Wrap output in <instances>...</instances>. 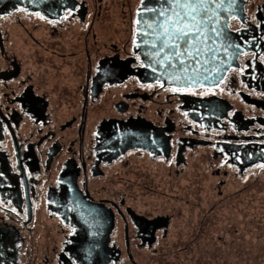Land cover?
<instances>
[{"label": "flooded vegetation", "instance_id": "flooded-vegetation-1", "mask_svg": "<svg viewBox=\"0 0 264 264\" xmlns=\"http://www.w3.org/2000/svg\"><path fill=\"white\" fill-rule=\"evenodd\" d=\"M142 1L0 17V264L100 262L75 256L60 217L81 201L95 238L113 218L108 245L93 242L113 252L105 264H244L264 189V0L231 19L246 50L212 87L136 74ZM181 179L191 188L173 192Z\"/></svg>", "mask_w": 264, "mask_h": 264}, {"label": "water", "instance_id": "water-1", "mask_svg": "<svg viewBox=\"0 0 264 264\" xmlns=\"http://www.w3.org/2000/svg\"><path fill=\"white\" fill-rule=\"evenodd\" d=\"M75 3L76 0H0V17L18 7H24L48 18H56L73 8ZM206 7L209 9L211 20L204 26L203 34L196 41L197 46L203 51L195 54V49H189L194 53L191 58L186 54L177 58L173 55V49L162 47L161 43L167 37L161 35L164 29L160 25L163 24L169 31L172 30L171 23L165 19L172 15L169 4L166 0L142 1L136 19L134 45L135 53L144 63V67L136 73L140 78L178 86L212 87L219 84L228 71L238 65L239 56L246 50L244 34L231 30L229 25L232 18L243 19L244 0H209ZM148 9L167 11L164 17L156 18V13ZM172 18L175 19L174 16ZM212 27L217 29L219 35L211 31ZM180 51L185 52L183 42H181ZM181 60L183 64L180 63ZM193 76L194 79H189ZM1 138L0 132V140ZM5 163V156L0 152V171L4 170ZM83 210L84 203L81 201L72 215H69V212L60 213V217L66 223L75 227V233L71 238L74 245L72 251L75 252L76 257L82 259L88 257L100 259L97 264L109 263L113 252L107 247L95 249L93 242L98 241L108 245L110 233L113 230V218L109 214L106 215L101 236L95 238L93 230L87 226L86 216L83 217ZM89 243L93 244L89 246Z\"/></svg>", "mask_w": 264, "mask_h": 264}, {"label": "snow or ice", "instance_id": "snow-or-ice-1", "mask_svg": "<svg viewBox=\"0 0 264 264\" xmlns=\"http://www.w3.org/2000/svg\"><path fill=\"white\" fill-rule=\"evenodd\" d=\"M166 2L170 6L172 15L165 17V19L171 23L172 30L169 31L163 24L160 25L164 29L161 35L167 37V39L161 41L162 47L173 49V55L177 58L185 54L191 58L194 53L189 51V49H195V54H199L203 49L197 46L196 41L203 34L205 30L204 26L211 20L209 9L206 7L209 0H166ZM148 10L155 12L156 18L164 17L165 11H167L157 9ZM173 16L175 19L172 18ZM149 27H152V25H149ZM211 31L219 35L215 27H212ZM157 38L159 39L160 37ZM181 42H183L185 47V52L183 53L180 51ZM180 63L183 64V60ZM194 78V76L189 77V79Z\"/></svg>", "mask_w": 264, "mask_h": 264}, {"label": "rangeland", "instance_id": "rangeland-1", "mask_svg": "<svg viewBox=\"0 0 264 264\" xmlns=\"http://www.w3.org/2000/svg\"><path fill=\"white\" fill-rule=\"evenodd\" d=\"M253 1L257 2L258 0H253ZM194 174H195L194 170L192 169L188 170L186 179H189V177L193 178ZM186 179H181L179 182L173 184L174 189H172V191L175 193L181 192L182 189L186 187H187L186 190H189L191 186H188L189 182H187ZM186 183L187 185L183 187ZM251 193L254 194H251V200L249 202L250 204L249 244H247V249L245 250V252H243L245 258L244 264H247L246 263L247 260L251 261V264H253L252 260L254 259L255 256L264 257L263 256L264 255V189L258 191L256 188H252ZM239 210H241V208H239ZM208 247L211 250L213 246H208ZM237 258L238 256L236 254L233 255L232 264H239V261L241 260L237 261ZM214 263H218V260H214Z\"/></svg>", "mask_w": 264, "mask_h": 264}]
</instances>
